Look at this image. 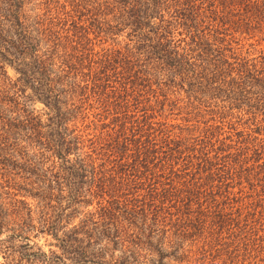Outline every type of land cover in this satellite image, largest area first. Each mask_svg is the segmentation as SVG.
I'll return each instance as SVG.
<instances>
[{
  "label": "trees",
  "instance_id": "16d2710c",
  "mask_svg": "<svg viewBox=\"0 0 264 264\" xmlns=\"http://www.w3.org/2000/svg\"><path fill=\"white\" fill-rule=\"evenodd\" d=\"M18 212L73 264H264V0H0V230L28 264Z\"/></svg>",
  "mask_w": 264,
  "mask_h": 264
},
{
  "label": "rangeland",
  "instance_id": "374dc122",
  "mask_svg": "<svg viewBox=\"0 0 264 264\" xmlns=\"http://www.w3.org/2000/svg\"><path fill=\"white\" fill-rule=\"evenodd\" d=\"M6 72L10 78H15L14 70L10 66L6 67ZM33 105L36 109H42V104L39 102H35ZM26 200L30 207L34 208L36 202L28 198ZM19 212L16 213L13 218H8L11 220L9 226L16 221L18 222V226L16 228L22 226L24 229L25 226L26 229H24V235L28 236L29 243L33 244L30 250L32 253L28 255V261L31 262L28 264H73L76 256L62 253L61 250L54 245L55 240L51 237V235L36 233L33 230L31 231L30 227L33 224L38 225L36 222L38 220V216L35 215V213L32 214V219L29 221L21 216L23 213L21 214ZM74 221H78V218ZM25 222H29L30 226H28ZM58 235L60 236L61 233L59 232ZM22 243H24V241L20 240L19 237H13L10 235V232L0 230V264H27L24 263V259H20L21 253H17L14 249L9 250L11 245L17 246Z\"/></svg>",
  "mask_w": 264,
  "mask_h": 264
}]
</instances>
